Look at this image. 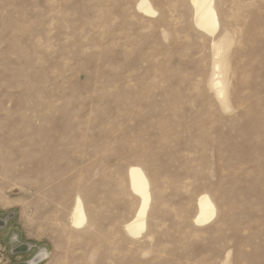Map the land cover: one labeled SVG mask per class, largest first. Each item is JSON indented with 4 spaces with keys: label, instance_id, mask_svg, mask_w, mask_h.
<instances>
[{
    "label": "rangeland",
    "instance_id": "obj_1",
    "mask_svg": "<svg viewBox=\"0 0 264 264\" xmlns=\"http://www.w3.org/2000/svg\"><path fill=\"white\" fill-rule=\"evenodd\" d=\"M150 1L0 0V264H264V0H216L215 36L191 0Z\"/></svg>",
    "mask_w": 264,
    "mask_h": 264
},
{
    "label": "bare ground",
    "instance_id": "obj_2",
    "mask_svg": "<svg viewBox=\"0 0 264 264\" xmlns=\"http://www.w3.org/2000/svg\"><path fill=\"white\" fill-rule=\"evenodd\" d=\"M195 12V24L204 33L215 36L219 27V14L216 7V0H191ZM138 9L147 15H156V10L150 0H139ZM229 43V38L221 41L222 48H226ZM230 44V43H229ZM218 95L223 94L221 81H217L213 85ZM129 185L132 193L140 199L139 207L133 216L128 221L124 228L133 237H140L147 228V216L152 201V187L150 179L146 172L139 166H131L128 170ZM198 214L196 216V223L206 224L211 221L216 215V206L208 195H201L198 202ZM86 221V212L84 202L81 197L77 196L74 208L71 214V223L77 227L82 228ZM7 225V221L0 219V228ZM26 246H18L19 251L28 249ZM50 256L48 251H41L33 261L37 264L40 260H46Z\"/></svg>",
    "mask_w": 264,
    "mask_h": 264
},
{
    "label": "water",
    "instance_id": "obj_3",
    "mask_svg": "<svg viewBox=\"0 0 264 264\" xmlns=\"http://www.w3.org/2000/svg\"><path fill=\"white\" fill-rule=\"evenodd\" d=\"M26 245H29V249H26V250H23V251H21V253H28V252H30V251H32V245L30 244V243H23V242H18V246H20V247H24V246H26ZM15 250H16V248H15ZM46 251L47 249H45V248H43V249H41V250H39V252L40 251ZM48 251V250H47ZM16 252V251H15ZM38 252V253H39ZM16 253H18V252H16ZM37 253V254H38ZM37 254L31 259V260H29V261H26V262H22V263H17V264H32L31 263V261L37 256ZM44 261H46V260H40L39 262H37V264H41V263H43Z\"/></svg>",
    "mask_w": 264,
    "mask_h": 264
},
{
    "label": "crops",
    "instance_id": "obj_4",
    "mask_svg": "<svg viewBox=\"0 0 264 264\" xmlns=\"http://www.w3.org/2000/svg\"><path fill=\"white\" fill-rule=\"evenodd\" d=\"M6 227H7V226L2 227L1 229H5ZM28 246H29V245H28ZM15 247H18V245H16ZM15 247H14V248H15ZM28 249H29V247H28ZM16 252L21 253V251H16ZM40 252H41V251H40ZM40 252H39V253H40ZM39 253H38V254H39ZM38 254H37V256H38ZM37 256H36V257H37ZM36 257H35V258H36ZM35 258L31 261L32 264H33V261L35 260ZM46 260H47V259H46Z\"/></svg>",
    "mask_w": 264,
    "mask_h": 264
}]
</instances>
